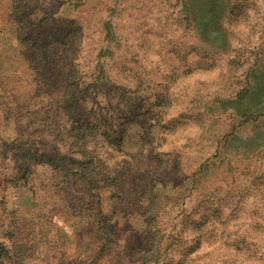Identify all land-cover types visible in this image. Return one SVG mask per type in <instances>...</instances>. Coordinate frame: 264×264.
<instances>
[{
    "label": "rangeland",
    "instance_id": "1",
    "mask_svg": "<svg viewBox=\"0 0 264 264\" xmlns=\"http://www.w3.org/2000/svg\"><path fill=\"white\" fill-rule=\"evenodd\" d=\"M194 2L0 0L4 264H264V0H212L202 21ZM49 111L55 140L16 117ZM57 149L99 170L91 215L66 207Z\"/></svg>",
    "mask_w": 264,
    "mask_h": 264
},
{
    "label": "trees",
    "instance_id": "2",
    "mask_svg": "<svg viewBox=\"0 0 264 264\" xmlns=\"http://www.w3.org/2000/svg\"><path fill=\"white\" fill-rule=\"evenodd\" d=\"M199 1V0H194ZM204 4L211 6L212 0H201ZM204 4H200L199 2H194V5L191 4L189 6V9L185 11L186 17L188 14L194 15V20L199 19V21H202L204 19V15L206 13ZM199 7V8H196ZM195 10H199V15H196L194 13ZM193 11V12H192ZM104 39L108 43L113 42L115 40L112 24L110 22L106 23L104 26ZM71 101H68V99L59 101V106L64 109L65 116L69 115V119H72V115H74V118L77 114L80 113V110H76V103L75 105L70 103ZM83 112V111H82ZM81 112V113H82ZM51 111H49L44 118L39 119L38 114H21L22 116L18 117V114L16 117L17 119H23L26 121H39L42 123L43 128L50 130V137L55 140L57 137L61 136V125L59 122H53L56 127L54 129H50L48 123H46L49 120V117L51 116ZM57 115V114H56ZM53 116L54 118L57 117H64V114H59L57 116ZM86 116L87 114H83ZM93 121L91 124H89L87 121L85 123H78L76 119H74V122L71 127L65 128L64 132L68 135L74 138L75 144H77L78 141L81 139H85V137L88 134H93L95 132V129L99 130L98 127V118L94 117L92 118ZM63 130V129H62ZM107 135V134H106ZM63 141L60 139V142ZM70 151H61L57 149L54 156H48L44 162H48L47 164L51 165L52 167L56 168V177L55 181L57 179V183L60 184L59 188L62 190L63 193V200L66 201V207L72 211V214L80 213L82 208H85L87 212H85L87 215H91V211H89L92 207H97L99 204V194L95 193L94 190L98 188L96 183L100 181V172L95 171V168H92L95 166L92 159L89 157V155H86L84 152H79L80 157H71V155H65L68 154ZM71 153V152H70ZM16 159L22 160L23 162H19L17 168L20 167L19 171L22 170V166L27 165L28 162H38L40 159L38 157H34V155L27 153H21L16 155ZM26 177L20 176L19 174H16L12 177L11 183L18 184L20 180H25ZM83 184V185H81ZM82 186V191H81ZM73 193L80 194L78 197H74ZM77 202L75 204L74 202ZM95 203V204H94ZM3 251L0 247V264H4L3 262ZM11 264H17L16 260H12Z\"/></svg>",
    "mask_w": 264,
    "mask_h": 264
}]
</instances>
